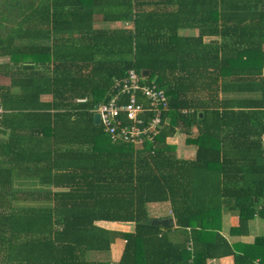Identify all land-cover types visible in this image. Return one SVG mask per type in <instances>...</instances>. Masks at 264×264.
<instances>
[{"label":"trees","instance_id":"obj_1","mask_svg":"<svg viewBox=\"0 0 264 264\" xmlns=\"http://www.w3.org/2000/svg\"><path fill=\"white\" fill-rule=\"evenodd\" d=\"M2 57L0 264H112L89 256L116 242L114 264H264V232L241 240L264 224V0L16 1L0 10ZM132 68L168 106L139 147L93 121ZM161 202L166 225L148 211Z\"/></svg>","mask_w":264,"mask_h":264},{"label":"built area","instance_id":"obj_2","mask_svg":"<svg viewBox=\"0 0 264 264\" xmlns=\"http://www.w3.org/2000/svg\"><path fill=\"white\" fill-rule=\"evenodd\" d=\"M114 88L119 90L105 102L100 103L97 108L100 122L104 126V131L112 139H122L139 147L159 132L161 113L168 108L167 97L163 89L159 88L154 81L148 80L146 76L133 68L127 71L126 76L114 79ZM126 93L128 100L118 105L120 97ZM138 96H142L146 103L138 100ZM146 111L151 114L145 121L142 114ZM4 112L5 109L0 104V127ZM120 112L124 113L131 123L123 124L119 119Z\"/></svg>","mask_w":264,"mask_h":264},{"label":"rangeland","instance_id":"obj_3","mask_svg":"<svg viewBox=\"0 0 264 264\" xmlns=\"http://www.w3.org/2000/svg\"><path fill=\"white\" fill-rule=\"evenodd\" d=\"M16 1H19L21 3L24 0H0V5H1V7H0L1 9L0 10H4L6 8H11V7L13 8L15 3H16ZM96 25L97 26H108V25H103L102 22L101 23L99 22ZM5 60H7V58H0V62H3ZM184 140H185V136L183 134H181V133H177V134H175V136H173L171 138H168V141L170 143L175 144L176 153H177L178 157L191 158V157L194 156L195 149H194L193 146L187 145ZM155 206H162V210L159 211V212H158V210H157V212H156V210L154 211V209H155L154 207ZM169 209L170 208L168 207L166 202L152 203V204L148 205V211H149V215L151 217H157V216L160 217V215L165 213V211H166V214L168 215L169 214ZM225 218H226V216L224 217V215H223V223H224V219ZM100 224L107 225L110 228H113L115 226L116 229L119 228V229L131 230L133 228V224H125V225L114 224L113 227H112V225H110V224L108 225L105 222H100ZM221 232H223L224 234L227 233V231H225V230H222ZM114 245H116V246L113 249L108 250V251H102V252L93 251V252H90L91 255L89 257L97 258V259H108V260L111 261L112 264H114L115 262H117L119 254H120V250H121V247L119 246L118 242H116Z\"/></svg>","mask_w":264,"mask_h":264},{"label":"crops","instance_id":"obj_4","mask_svg":"<svg viewBox=\"0 0 264 264\" xmlns=\"http://www.w3.org/2000/svg\"><path fill=\"white\" fill-rule=\"evenodd\" d=\"M35 5H37V0H35ZM99 22L100 21H96L95 25L97 23H99ZM102 23H103V25H108L110 27H115V26H122V27L131 26L128 23L127 24H124V23H120L119 24L118 22H102ZM180 33L181 34H184V35H190V34H193L194 35V34L197 33V30H195V29L194 30H188V29H186V30H181ZM207 39L210 40V39H212V37H205V40L206 41H208ZM2 58H7V57H2ZM5 61H7V60H5ZM11 66H12V64H11ZM263 72H264V70H263ZM9 83H10V77L8 75H5V74H0V85H9ZM42 99L43 100H50L51 99V95L50 94L43 95L42 96ZM4 138L6 139L7 136H4ZM194 149H195V147H194ZM194 154H195V152H194ZM166 203H167V205L169 207V203L168 202H166ZM154 208H155L154 211L156 210V212H157V210H158V212L162 210V206H155ZM169 213H170V209H169ZM160 216H164V217L166 216V218H167L166 211H165V213H163ZM225 216H226V218L224 219L223 230L227 231V233L226 234H224L223 232L222 233L228 238V240L230 242L231 241H234V240H238L239 239L238 237H232V236H230L229 233H228V230H227L229 227L237 225V218L234 215H231L229 213L225 214L224 217ZM158 217L159 216H157L156 218H158ZM263 227H264V224H263L262 219H260L259 217L254 218L253 220H251L249 222V234L247 236H243L241 238V240L248 241V242L249 241H252L253 238L256 235L262 234L264 232V228ZM207 264H235V262H234V256L233 255H228V256H224V257H220V258L208 259L207 260Z\"/></svg>","mask_w":264,"mask_h":264},{"label":"water","instance_id":"obj_5","mask_svg":"<svg viewBox=\"0 0 264 264\" xmlns=\"http://www.w3.org/2000/svg\"><path fill=\"white\" fill-rule=\"evenodd\" d=\"M142 75H147V73L142 72ZM93 121H94L95 124H99L100 123L99 113L95 112L93 114ZM168 222H169V220L167 218H164V219H161V220L154 218L152 220V223L153 224H163V225H166V224H168Z\"/></svg>","mask_w":264,"mask_h":264}]
</instances>
